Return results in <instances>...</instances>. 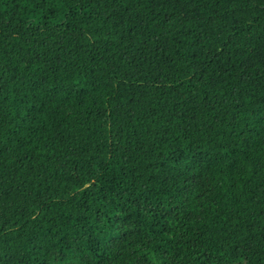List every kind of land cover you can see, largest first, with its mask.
<instances>
[{
	"label": "trees",
	"instance_id": "trees-1",
	"mask_svg": "<svg viewBox=\"0 0 264 264\" xmlns=\"http://www.w3.org/2000/svg\"><path fill=\"white\" fill-rule=\"evenodd\" d=\"M0 264H264V0H0Z\"/></svg>",
	"mask_w": 264,
	"mask_h": 264
}]
</instances>
